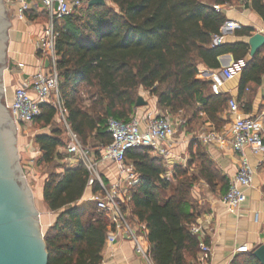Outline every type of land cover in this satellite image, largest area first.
Instances as JSON below:
<instances>
[{"label": "trees", "instance_id": "obj_1", "mask_svg": "<svg viewBox=\"0 0 264 264\" xmlns=\"http://www.w3.org/2000/svg\"><path fill=\"white\" fill-rule=\"evenodd\" d=\"M236 1L107 0L105 6L87 5L56 21L62 107L82 145L100 157L113 141L108 121L129 122L140 89L156 97L165 114L189 115L186 126L205 119L220 128L230 98L215 95L211 81L198 76L201 65L220 70L221 56L232 54L239 63L250 53L248 43H214L227 22L223 7ZM246 7L264 19V0H246ZM253 32L243 28L235 34L250 38ZM263 50L242 69V92L262 83ZM57 115L51 104H43L32 122L42 131L34 140L40 151L36 164L45 169L43 200L57 214L44 236L48 264H102L113 222L96 203L83 200L90 179L84 164L63 167L59 149L67 136ZM190 155L187 166L176 165L167 178L164 158L150 148L126 153L139 176L131 190V219L145 227L153 264H188L189 257L201 252L199 236L191 233L198 218L192 203L197 181L223 194L229 189V179L201 145H190ZM99 189L96 183L92 192ZM232 264L261 263L253 254H242Z\"/></svg>", "mask_w": 264, "mask_h": 264}, {"label": "built area", "instance_id": "obj_2", "mask_svg": "<svg viewBox=\"0 0 264 264\" xmlns=\"http://www.w3.org/2000/svg\"><path fill=\"white\" fill-rule=\"evenodd\" d=\"M8 3L18 8L17 14L21 20L26 18L31 10L28 0H7ZM49 22L46 25L38 42V51L45 61H49L48 67L42 64L39 71L29 82L20 84L15 89L14 100L9 108H12L15 124L32 125L33 119L40 115L41 105L51 104L58 110V122L62 124L67 136V144L61 148L62 163L65 167H74L84 164L90 174L88 187L94 184L100 186L99 192L90 196L89 200L96 203L97 208L108 214L113 222V230L107 235L106 245L111 247L125 237L132 241L135 251L149 264H153L150 258V246L145 227L136 220L131 219V190L138 183L139 176L133 165L126 160V153L134 148H150L156 156L169 158L167 145L176 136V127L168 114H146L140 118L134 114L129 122L110 119L108 131L113 141L101 150L100 157H90L92 150L84 147L67 123L66 115L62 107L60 96V76L58 71L59 55L57 51L58 33L55 23L64 17L83 10V0H43ZM219 12L221 7H216ZM237 24L229 21L221 29L220 34L213 37L214 43L219 44L224 35L234 31ZM240 70L226 67L211 75V91L215 95L222 92L226 82L233 80ZM34 94L35 96H33ZM244 104L235 99L228 103V114L232 117L229 134L221 136L216 132L202 135L199 139L206 145L219 143L221 146L229 145L238 156V168L236 174L230 179L229 189L222 198L228 212L237 214L247 200V190L252 186L255 169L251 164L249 153L255 156H264V112L253 119L242 115ZM40 152L34 154V158ZM114 165L116 176L114 181L106 185L104 179L98 174L100 167ZM167 176V178H169ZM191 233L199 236L200 250L204 259L211 254V247L204 242L203 227L198 224L191 225Z\"/></svg>", "mask_w": 264, "mask_h": 264}, {"label": "crops", "instance_id": "obj_3", "mask_svg": "<svg viewBox=\"0 0 264 264\" xmlns=\"http://www.w3.org/2000/svg\"><path fill=\"white\" fill-rule=\"evenodd\" d=\"M28 1L31 10L28 17L24 20L18 17V8L7 2L12 18L10 20L11 26L8 28V64L5 69L7 73L5 87L8 105L13 103L15 89L20 84L29 82L39 71L42 64L46 65V60L44 61L41 57L37 46L39 38L46 27L45 15L47 16V11L44 8L43 0ZM89 1L83 0L84 7L88 5ZM223 11L227 22H235L237 28L224 35L219 44L248 43L249 37H240L235 34L237 30L243 28H252L254 30L252 36L256 33L264 35V19L257 12L246 7V0H237L231 6L223 7ZM252 59L249 53L245 61L236 63L233 55L227 54L218 59L221 66L220 70H210L201 65L198 77H204V80L209 81L212 74L226 67H233L236 71L240 70L233 80L225 83L222 87V93L230 100L235 99L244 104V108H242L243 116L255 119L264 112V79L260 85L250 84L245 91L242 92L240 90L241 71ZM147 94L148 97H146ZM32 95L35 96L34 94ZM139 96L143 97L147 102L146 106L136 108L135 113L140 118H143L148 113L155 115L165 114L158 107V99L156 97L150 96L143 89H140ZM201 116L204 115L201 114ZM221 117L225 120V129L224 132H218V134L227 136L232 121V117L228 114V109ZM171 119L176 127L175 117L171 116ZM204 122L206 126L212 129L215 128L213 123ZM200 142L204 144L201 140ZM203 146L205 152L230 182V179L237 172V154L229 145L221 146L219 143H212L204 144ZM166 147L170 154L168 159L164 158V163L167 169V176H172L176 165L186 167L187 163H189L191 158L190 145L183 142L182 139L177 141L173 139ZM26 150L29 153L28 157L32 154L30 156L32 158H34L35 153L40 152L35 143L34 147L30 146ZM59 153L63 158L61 148ZM90 157L97 158L93 152H91ZM249 158L255 169L254 180L252 186L247 190V200L237 214L230 213L226 209L222 202V198L226 193H221L220 188L212 190L204 180H201L200 185L194 186L192 203L195 205V212L198 215L194 224L203 227L204 242L211 247L212 251L208 259H204L201 252L193 259L189 257L187 259L188 264H232L237 256L253 254L255 250L264 245V156H255L249 153ZM63 167L65 166L63 165ZM62 171L63 169L60 170V172ZM99 171L102 172L101 176L106 185L114 181L116 176L114 165L100 167ZM198 187L202 189L198 190ZM92 193H89V197ZM89 197L86 191L83 200H89ZM102 264H146V262L142 256L136 253L132 241L125 237L111 247L106 246Z\"/></svg>", "mask_w": 264, "mask_h": 264}, {"label": "water", "instance_id": "obj_4", "mask_svg": "<svg viewBox=\"0 0 264 264\" xmlns=\"http://www.w3.org/2000/svg\"><path fill=\"white\" fill-rule=\"evenodd\" d=\"M4 0H0V264H48L49 255L40 228V215L35 197L24 171L17 147V127L12 108L6 101L3 85L7 66L8 21ZM107 0H90L88 6H105ZM250 57L255 58L264 48V35L256 33L249 38ZM49 61H46L48 67ZM3 86V87H1ZM143 97L136 107H144ZM264 264V245L253 252Z\"/></svg>", "mask_w": 264, "mask_h": 264}, {"label": "rangeland", "instance_id": "obj_5", "mask_svg": "<svg viewBox=\"0 0 264 264\" xmlns=\"http://www.w3.org/2000/svg\"><path fill=\"white\" fill-rule=\"evenodd\" d=\"M6 3H4L6 11H7V17H8V21L10 22V20H12L10 12L8 10V6H7V1L4 0ZM45 23L46 25L49 22V17L48 15H45ZM8 64V61H7ZM7 67V66H6ZM7 77V73L4 72V79H3V85L6 80ZM201 79H203L204 77H199ZM3 87V86H1ZM148 93V92H147ZM146 97H148V94L146 95ZM187 118H189V115H185V113H181L175 116V121L177 123V133L175 136V140H180L182 139L183 142L189 144V145H201L202 149H204V144H202L199 140V138L202 135H206V134H210L211 132H224L225 129V120L222 118L223 123L220 126V128L215 125V128H211L206 126V123L204 122L205 119L202 120H195L191 126H186V122H187ZM204 118V117H202ZM58 121V119H56ZM17 147L19 150V154H20V158H21V167L24 171V174L26 176V179L30 185V187L33 190L34 193V197H35V205H36V209L40 215V228L42 229V231L44 232V234L46 233V231L54 225L56 218H57V214L53 213L50 211V209L48 208V206L46 205V203L43 200V183L44 180L46 178L45 176V169L41 166H37L36 161H37V157L32 158L27 153L26 148L32 146L34 147V143H35V135L38 134L39 132H42L39 127H36L35 125H17ZM215 130V131H214ZM185 135H189V136H185ZM25 148V149H24ZM34 151V150H33ZM34 154V153H33ZM188 164V163H187ZM99 175H101L102 172L97 171ZM170 178V177H169ZM201 184V180L197 181V183H195V185H200ZM198 190H201L200 187L197 188ZM196 189V190H197ZM195 191V190H194ZM92 192V188L88 187L87 188V194L89 197V193ZM87 198V197H86ZM90 198V197H89ZM146 264H149L146 260H145Z\"/></svg>", "mask_w": 264, "mask_h": 264}]
</instances>
